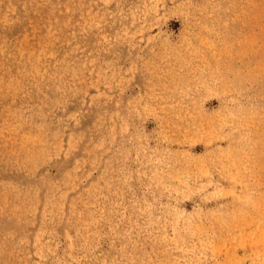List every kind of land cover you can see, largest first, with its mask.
<instances>
[{
  "label": "rangeland",
  "instance_id": "obj_1",
  "mask_svg": "<svg viewBox=\"0 0 264 264\" xmlns=\"http://www.w3.org/2000/svg\"><path fill=\"white\" fill-rule=\"evenodd\" d=\"M0 264H264V0H0Z\"/></svg>",
  "mask_w": 264,
  "mask_h": 264
},
{
  "label": "bare ground",
  "instance_id": "obj_2",
  "mask_svg": "<svg viewBox=\"0 0 264 264\" xmlns=\"http://www.w3.org/2000/svg\"><path fill=\"white\" fill-rule=\"evenodd\" d=\"M29 132H30L29 129H26V130H25V133H26V134H29ZM39 139H40V138H37L36 140L38 141V145H41V140H42V139H40V140H39Z\"/></svg>",
  "mask_w": 264,
  "mask_h": 264
}]
</instances>
